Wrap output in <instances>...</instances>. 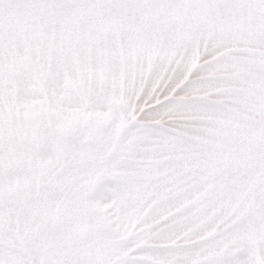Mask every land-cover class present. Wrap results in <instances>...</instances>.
I'll use <instances>...</instances> for the list:
<instances>
[{
	"label": "snow or ice",
	"instance_id": "obj_1",
	"mask_svg": "<svg viewBox=\"0 0 264 264\" xmlns=\"http://www.w3.org/2000/svg\"><path fill=\"white\" fill-rule=\"evenodd\" d=\"M0 264H264V0H0Z\"/></svg>",
	"mask_w": 264,
	"mask_h": 264
}]
</instances>
